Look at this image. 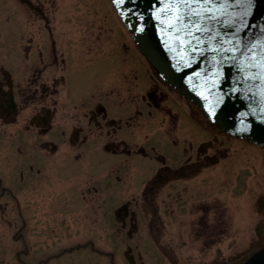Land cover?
Wrapping results in <instances>:
<instances>
[{
    "label": "flooded vegetation",
    "instance_id": "af4514ba",
    "mask_svg": "<svg viewBox=\"0 0 264 264\" xmlns=\"http://www.w3.org/2000/svg\"><path fill=\"white\" fill-rule=\"evenodd\" d=\"M5 138L32 148L27 169L4 168ZM23 186L52 221L9 259L0 234V264H245L264 247V145L172 87L112 0H0V220Z\"/></svg>",
    "mask_w": 264,
    "mask_h": 264
},
{
    "label": "water",
    "instance_id": "95a60500",
    "mask_svg": "<svg viewBox=\"0 0 264 264\" xmlns=\"http://www.w3.org/2000/svg\"><path fill=\"white\" fill-rule=\"evenodd\" d=\"M113 2L143 55L172 87L227 132L264 145V0ZM241 20L248 25L238 34L243 54L229 42ZM227 21L235 24L221 23ZM245 264H264V247Z\"/></svg>",
    "mask_w": 264,
    "mask_h": 264
},
{
    "label": "rangeland",
    "instance_id": "374dc122",
    "mask_svg": "<svg viewBox=\"0 0 264 264\" xmlns=\"http://www.w3.org/2000/svg\"><path fill=\"white\" fill-rule=\"evenodd\" d=\"M81 85H85L84 81L82 80V77H80ZM25 147V146H23ZM28 150L27 154L24 153L23 151L20 153L18 150V147L16 145V142L13 140L5 138L4 140V145H3V153L5 156V161H4V168L7 170L12 167L13 163L18 160V156L20 158V161H22L23 166L26 167L27 169V164L30 163L32 160L30 153H32V148H26ZM24 150V149H23ZM25 156H28L27 159ZM20 164V163H19ZM77 166L75 164H70V166L65 167L58 165L56 166V171L59 172L58 178L59 177H65L66 175L73 174L75 170L72 171V169H75ZM17 168V167H16ZM24 183V184H23ZM22 185H27L29 183L26 182H21ZM54 184H62L60 181L56 180ZM71 184V183H69ZM76 184V182H75ZM32 191L28 187L21 188L20 192V208L17 206L16 208H12L11 204L10 207L5 209V215L4 219L0 220V234L2 235L3 239V248H4V255L5 258H8L13 253L14 249L18 248H24V246H19L20 243H27L29 247L31 246L32 248V235L34 233H39L40 239H44L47 237L46 234V227L49 226L52 220H32V193L29 192ZM35 212L37 216H45L47 209L41 206H36L35 207ZM58 212H62V209L58 208ZM70 222L74 220H69ZM80 222H85L88 224H91L90 220H79ZM113 220H100V238H101V248L102 249H107L108 248V229H109V224H111ZM91 226L84 227V232H89L92 233ZM14 235L17 236H24L26 241L20 240L14 241ZM23 238V237H21ZM39 244V241H37ZM57 245L56 247L58 246ZM40 245V244H39ZM46 246L43 244L42 248ZM103 255V254H102ZM108 258L105 256L101 257V264H109L107 261Z\"/></svg>",
    "mask_w": 264,
    "mask_h": 264
},
{
    "label": "snow or ice",
    "instance_id": "6c2138e0",
    "mask_svg": "<svg viewBox=\"0 0 264 264\" xmlns=\"http://www.w3.org/2000/svg\"><path fill=\"white\" fill-rule=\"evenodd\" d=\"M121 2H124V0H121ZM221 23H226L228 26H232L235 24L234 21H227V22H221ZM248 25L246 23L243 22V20L240 21V24L239 26L235 27V32L233 34V37L230 39V43L232 42V40L235 41V51L237 52H241V54H243V51H242V48H241V42H240V39H239V33L241 31L244 30V28H246ZM198 31H204V32H207L209 31L208 28H203V29H197ZM219 37V33H216L212 38L213 39H218ZM201 43H203V41H200ZM245 48H247L248 46L247 45H244ZM254 47V46H253ZM251 49H249L250 51ZM223 51H232V49H223ZM201 55L203 56V52H201ZM233 59H238L237 57H233ZM190 66V65H189Z\"/></svg>",
    "mask_w": 264,
    "mask_h": 264
}]
</instances>
